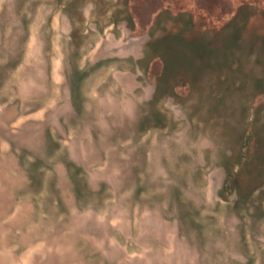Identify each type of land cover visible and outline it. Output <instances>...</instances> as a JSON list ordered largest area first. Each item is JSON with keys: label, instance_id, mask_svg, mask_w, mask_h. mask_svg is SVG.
<instances>
[{"label": "rangeland", "instance_id": "374dc122", "mask_svg": "<svg viewBox=\"0 0 264 264\" xmlns=\"http://www.w3.org/2000/svg\"><path fill=\"white\" fill-rule=\"evenodd\" d=\"M92 1L96 13L108 11L95 23L128 17L130 8L138 23L130 28L145 39L186 29L187 38H211L217 58L188 70L190 88L171 76L175 96L152 100L162 59L112 56L105 64L113 73H75L73 46L72 122L60 124L71 140L58 141V130L36 121L67 113L52 96L36 101L51 95L37 85L48 76L22 73V27L0 24V264H264V185L246 202L220 197L233 139L264 136V0ZM140 51L149 52L144 44ZM121 65L136 71L131 90L118 82ZM46 133L54 141L47 151L72 146V156L46 155ZM59 167L72 199L54 185ZM249 173L264 181V161Z\"/></svg>", "mask_w": 264, "mask_h": 264}, {"label": "crops", "instance_id": "0c3cea01", "mask_svg": "<svg viewBox=\"0 0 264 264\" xmlns=\"http://www.w3.org/2000/svg\"><path fill=\"white\" fill-rule=\"evenodd\" d=\"M100 2L106 3L107 0ZM98 5L92 0H0V24L5 26L16 24L15 26L22 27V54L19 63L22 66V73H37L48 76V81L44 85L40 83L37 85L50 90L51 95L43 96L42 100L36 99V101L43 103L52 96L53 99H50L54 100L52 107L55 105L56 109L58 108L60 116L67 113L62 120L52 117L51 113L50 115L45 113L40 117L41 119L36 121L39 125L44 126V128L42 127L44 130L46 128L58 130V141L62 139H64L63 141L71 140L68 133L65 132L66 128L61 127L60 124L72 122V96H74L72 90L75 91L77 88L72 85V78L68 74H72L73 46H76L75 73L86 68L87 74L89 72L90 74L95 72L109 74L116 71V67H107L105 64L107 58L114 56L113 58L117 61L130 59L134 63L135 58L145 56L140 48L143 44L146 45L148 39L144 38L146 33L137 34L135 32L137 21H134L133 18L134 30L130 28L126 17L120 19L116 16L117 18L111 21L108 19L109 22L104 25L101 22L95 23L94 18L96 19V16L99 19L105 17L103 18L105 21L108 18L106 17L108 11L104 15L101 12L96 13ZM114 14L117 15L118 11H115ZM16 67L12 68V71L16 70ZM117 71L122 74L121 78L123 79L118 80V82L124 85L130 84L126 87L127 90L137 86L135 77L133 79L136 71L131 68H123L122 65L117 67ZM62 89L68 92H64L65 96L62 95L59 100L56 92ZM10 132L12 135L13 130ZM23 133L24 131L21 132V134ZM21 134L20 137H24ZM49 134L46 133L44 138L39 137L35 146L40 144L41 138L43 143L41 148L46 155H54L57 153V149H60L63 153L72 156V146L65 147L63 145L61 147L59 144L53 148L52 152L47 151L44 145L48 146V143L54 142ZM74 153L79 154L81 151L77 150ZM66 169V167L55 169L54 185L61 196L68 200L72 199L74 193L71 191L70 180L65 173ZM54 230L57 231H55L54 237H57L56 239L60 242V234L63 228L59 224ZM55 232L52 233V236Z\"/></svg>", "mask_w": 264, "mask_h": 264}, {"label": "trees", "instance_id": "16d2710c", "mask_svg": "<svg viewBox=\"0 0 264 264\" xmlns=\"http://www.w3.org/2000/svg\"><path fill=\"white\" fill-rule=\"evenodd\" d=\"M129 11L130 14L128 13L126 19L128 24L133 27V15H131L130 8ZM185 31L187 32L186 29H181V32L167 34L164 37L150 39L146 42L149 52H146L143 58L144 63L150 62L151 64L155 58L163 61L162 75L156 81L152 100L158 99L163 93L175 96V85L167 82L171 76L181 74L184 79L182 85H187L190 88L194 78L192 79L188 75V70L194 71L198 67V59L202 57L205 59L203 60L205 65L213 64L217 58L218 48L214 46L211 38L204 36L187 38ZM163 49L170 52L165 53ZM153 116L156 119L154 124L156 126L162 125L161 114L154 111ZM263 148L264 136L259 130L240 134L233 139L230 147L231 153L226 154L223 158L222 167L225 171V179L223 191L220 192L221 198L226 199L228 197L226 192L236 193L238 202H246L255 190L264 185V181H260L257 174L250 176L249 173V169L252 172L253 165L264 161V159L262 160L264 155L261 152Z\"/></svg>", "mask_w": 264, "mask_h": 264}]
</instances>
